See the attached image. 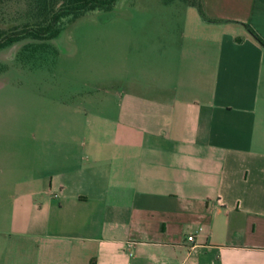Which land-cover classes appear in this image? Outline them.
Returning <instances> with one entry per match:
<instances>
[{"label": "crops", "instance_id": "1", "mask_svg": "<svg viewBox=\"0 0 264 264\" xmlns=\"http://www.w3.org/2000/svg\"><path fill=\"white\" fill-rule=\"evenodd\" d=\"M156 2L95 101L43 125L13 264H264V0Z\"/></svg>", "mask_w": 264, "mask_h": 264}, {"label": "rangeland", "instance_id": "2", "mask_svg": "<svg viewBox=\"0 0 264 264\" xmlns=\"http://www.w3.org/2000/svg\"><path fill=\"white\" fill-rule=\"evenodd\" d=\"M156 1L115 0L110 9L65 15L59 32L47 39L56 52L42 51L34 62L17 56L24 40L0 48V264H13V255L24 245L10 225L12 197L29 177L34 178L33 186L40 182L36 178L42 172L43 125L60 106L87 107L95 101L108 78L120 73L128 53L121 29H130L133 38L137 28L152 27L159 16ZM15 9V4L7 6L0 25L16 20L8 16Z\"/></svg>", "mask_w": 264, "mask_h": 264}, {"label": "trees", "instance_id": "3", "mask_svg": "<svg viewBox=\"0 0 264 264\" xmlns=\"http://www.w3.org/2000/svg\"><path fill=\"white\" fill-rule=\"evenodd\" d=\"M114 1L0 0V20L2 22L5 20L3 15L7 12V6L11 4L17 6V9L8 15L16 20L0 25V48L12 42L24 40L17 51V56L22 61L32 59L34 62L42 51L53 55L56 49L47 42V39L59 32L63 16L75 17L87 10L110 9ZM185 1L193 5L202 18L209 19L203 11L201 0ZM245 25L250 34L264 46V40L250 26Z\"/></svg>", "mask_w": 264, "mask_h": 264}, {"label": "built area", "instance_id": "4", "mask_svg": "<svg viewBox=\"0 0 264 264\" xmlns=\"http://www.w3.org/2000/svg\"><path fill=\"white\" fill-rule=\"evenodd\" d=\"M186 238L187 239H191L192 238V235L191 234H188V235H186Z\"/></svg>", "mask_w": 264, "mask_h": 264}]
</instances>
